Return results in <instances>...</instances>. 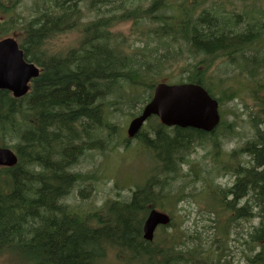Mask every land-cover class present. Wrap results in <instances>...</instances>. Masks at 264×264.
Returning <instances> with one entry per match:
<instances>
[{
	"label": "trees",
	"instance_id": "1",
	"mask_svg": "<svg viewBox=\"0 0 264 264\" xmlns=\"http://www.w3.org/2000/svg\"><path fill=\"white\" fill-rule=\"evenodd\" d=\"M21 1L0 0V38L11 32L16 34L26 60L36 63L42 72L33 80L30 92L21 98L0 90V145L12 147L18 155L15 165L0 167V255L4 256L13 248L14 252L19 250L32 260H43V264H106L111 249L116 247V256L123 252L122 255L128 257L125 264H182L185 262L180 258L182 250L175 242L176 238L180 241L178 232L186 233L180 228L182 222H178L177 232H167V236L159 240L142 238V223L151 205L159 203V194L176 207L180 204L182 198L174 182L151 176L130 202L108 201L103 214H82L68 201L82 178V174L71 168L87 149H104L103 141L94 137L106 126L104 106L111 103L109 98L120 90H127V86L153 89L148 73L143 74L141 59L126 51L130 46L128 37L113 32L110 27L131 20L136 26L144 20L158 23L156 30L148 27L145 35L158 34L156 42L162 35L170 39L165 49L167 53H163L166 60L175 59L177 67L180 58V69L187 72L185 79L202 84L210 91L213 89L207 83L210 81L207 72L215 59L235 58L241 69L252 65L264 69V56L256 57L255 64L236 56L255 43L264 48L261 36L264 29L261 33L238 32L235 27L241 19L230 12L225 15L213 11L205 6L206 0H180L177 3L179 16L172 14L169 21L159 15L171 8L173 4L169 0H153L152 7L143 11L119 6L123 10L119 16L106 13L108 4L114 0H89L92 9H98L103 3L106 10L85 24L82 5L85 0H32L27 15L18 12ZM258 2L246 12L247 18L255 22L263 19L259 13L263 7ZM73 30L81 33L77 45L64 51L47 47L52 40ZM253 30L261 28L257 24ZM158 51L159 47H155L154 52ZM158 76L159 73H154L155 80ZM183 81L181 78L180 82ZM255 91L259 107L253 112L252 125L256 138L249 140V146L244 148L253 158L254 166L233 170L218 159L205 168L214 174L232 171L236 175L234 185L225 188L215 182L212 188L213 180L206 182L209 187L205 186V192L214 195L220 203L211 211L222 213L221 219L217 216V220H222L221 233L204 248L202 261L208 264H264V219L253 229L241 226L243 220L256 216L249 209L248 199L243 200L247 195L257 202V210L264 216V84L253 86ZM150 93L137 102L143 106ZM121 97L119 103L122 101L128 107L136 101L129 98L128 93ZM153 131L156 137L148 141L160 158L159 165L163 171L176 173L177 181L186 165L190 171L181 173V177L196 180L197 174L192 178V173L196 172L194 161H185L188 154L196 151L195 145H204L196 144L197 141L214 140L215 150L223 149L218 129L206 133L176 127L171 137L167 127L158 122ZM233 154L236 153L233 151ZM84 188L80 189L79 196L82 199L92 196L91 185ZM238 244L241 247L235 250ZM193 251L187 259L188 263L196 264L201 259L196 261V249Z\"/></svg>",
	"mask_w": 264,
	"mask_h": 264
},
{
	"label": "rangeland",
	"instance_id": "2",
	"mask_svg": "<svg viewBox=\"0 0 264 264\" xmlns=\"http://www.w3.org/2000/svg\"><path fill=\"white\" fill-rule=\"evenodd\" d=\"M257 1H259L258 4L263 7V9L261 8V10H259L260 15L263 17L260 22L249 20L246 15L247 11L256 7ZM151 2L152 0H134L135 4H141L143 7L148 6ZM31 4L32 0H22L20 5L18 6V12L23 15H27L28 13H30L29 7ZM205 6L214 9L219 8V11L222 14L227 15L230 12L233 13L235 17L240 18L241 22L237 25L238 28L237 26L235 27L238 32L252 30L255 33H261V31L264 29V0H253V2H251L250 0H245L243 2L239 0H207ZM98 8L100 15L101 12H103V10L106 8V5L100 4ZM96 14L97 11H93L91 13L87 12V17L85 18V20L95 17ZM173 14L175 16H179L177 7H173ZM257 24L260 26L261 30L255 31L253 29L256 28ZM133 28V22H127L114 27V29H116L117 31L120 30L126 34L132 33ZM139 28L145 29L146 26H142ZM112 31L115 32V30ZM140 32L141 31L139 30L132 36V46L134 48H137L138 51L143 49L145 45L144 42H140L139 40L134 41V38L139 36ZM262 33L261 36L264 37ZM79 38L80 33L78 32V30L69 31L60 35L55 40H52L51 43L47 44V47L54 51H64L70 47L77 45ZM148 51L149 48L145 52L146 56L148 54ZM236 56L241 57L245 60L247 59L252 64H255L256 57L264 56V48L260 46V44L255 43L252 44L251 47H246L243 53L237 54ZM149 61H151L150 57ZM178 65L179 64H177V67L173 66V69L171 70L165 69L163 71L165 74H167L166 78L168 81L170 80L169 82L171 83L179 81L178 78H182L187 74V72H185L181 77ZM202 67L203 66L200 65V68ZM225 68L229 69V73L227 75L224 74ZM207 75L217 83H219V79L221 77L232 79L234 82H230L229 84V87L232 88L231 91L235 88H238V95L223 103L222 107L225 110L224 125L219 130L220 137H218V139L220 138V142L223 145V152L229 159L230 154L232 150H234V148L244 146L249 140L256 137L255 131L252 129L251 125V116L259 106H257L254 98L256 95V91L253 92V86L257 84H264V69L262 66L258 65H252L247 68L241 69L237 66V59L234 58L232 60H225L219 58L213 61V65L208 70ZM250 77L254 78L258 83H256L255 81H251L249 79ZM217 90V94L219 95L218 92L220 88H218ZM127 91L129 92L128 89ZM116 100L117 98L115 96L114 98H110V105L113 108L112 112L109 111L108 108L106 109L108 113L111 112L112 114V116L109 118V123L117 124V133H114L110 128L109 131L104 130L100 136V138L106 141L109 149L105 151L106 153L99 150H94L87 153L83 158H81L79 164H77L74 168L76 171L94 175V179L80 182L75 187L70 198H68V201L74 200L79 203V207L83 208V211H81L82 214H85V212L87 214L89 213L88 210H93L101 207L107 198L128 199L131 194V188L129 187L134 181V178H136V181L138 182L143 180L145 175L148 173L149 168L152 167V173H154L155 168L158 164L154 162V165L151 158L153 157L152 153L144 150L143 147H140L139 145L134 146L133 144L132 146L134 147H128L124 149L122 142H120V139H125L124 132L131 120V116H129V114L135 113L139 109L140 104L134 106L132 105V108H128L122 103V101H120V103H117ZM222 107L220 106V112H222ZM227 125L232 126L233 134L230 137L226 136L225 126ZM94 138H97V136ZM133 140L139 142L137 139ZM113 145L115 146V150H112ZM213 146V143L210 142V140H207L204 143V147H197L196 151L190 154V159L193 160L195 164L194 168L198 167L196 161L199 162V168L196 171L197 173L192 174V178L195 177V174H197L195 181L193 179L192 181L189 179H185V176L180 177V172L178 176L180 177V181L182 182L181 184L180 181H177L175 177L172 176L174 175V172L164 171L163 176H167V174L171 175V181L174 182L175 185H180V188H182L183 192L186 193H196V191L203 189L204 179H202V177L207 178L206 180H213V182L221 185L222 187L227 184L231 185L234 177L230 173L220 172L214 174L211 169L201 170L204 162H213L215 158L214 151H212ZM139 147L140 149H138ZM226 157L221 155L220 159L226 160ZM186 168L188 169V167ZM90 183H93L92 196L86 200L80 198L78 196L80 189L88 186V184ZM242 204H244V202H242ZM207 205H212V203H210L203 196L200 198V201L195 199V197L186 198L185 202L182 204V209H185L187 212L190 211L189 214H187L186 212H180L179 205L178 212L180 213V215H182V217H180V221L183 222V226L185 231L187 232V236L183 239H180L178 247L180 248L181 246L182 251L188 254L192 255L194 253L193 250L196 249V246L200 243L201 239H203L204 243L209 244L212 243L218 236L215 231V229H217V213L212 212V209ZM203 219H205L206 222ZM260 220L261 217L259 216L255 217V219L251 218L250 220H243L241 222V226L245 229H253L254 226L259 225ZM204 225L205 230L202 229V226ZM167 231H169L168 233H172V231L177 232L178 228L176 226H172L167 230H160L158 234H155V238L157 239L162 232ZM192 241L194 243H192ZM238 247L241 246L238 244L235 250H237ZM10 249L11 250H8L10 252L5 254L4 256L0 255V264H43V260H32L24 255H21L19 250L14 252L13 248ZM198 249L200 250V247ZM115 252H117L116 247L111 249V253L109 254L107 260L114 257V255L116 256ZM175 252H177V250ZM196 252H198V250H196ZM194 259H196V261H199L198 258ZM188 261L189 259H187V263ZM201 261L196 262V264H208L204 261ZM121 263V259L118 258L116 260V264Z\"/></svg>",
	"mask_w": 264,
	"mask_h": 264
},
{
	"label": "water",
	"instance_id": "3",
	"mask_svg": "<svg viewBox=\"0 0 264 264\" xmlns=\"http://www.w3.org/2000/svg\"><path fill=\"white\" fill-rule=\"evenodd\" d=\"M38 75L39 69L25 60L23 50L14 37L0 40V89L9 90L16 97L23 96L29 90V82ZM152 114H158L168 126L204 131L213 130L219 122L218 102L199 84H159L152 101L131 122L129 135L135 136ZM16 162L17 157L10 148L0 147V165L11 166ZM169 221L168 215L153 210L145 225V237L152 239L157 224Z\"/></svg>",
	"mask_w": 264,
	"mask_h": 264
},
{
	"label": "bare ground",
	"instance_id": "4",
	"mask_svg": "<svg viewBox=\"0 0 264 264\" xmlns=\"http://www.w3.org/2000/svg\"><path fill=\"white\" fill-rule=\"evenodd\" d=\"M249 23V22H248ZM251 74V73H250ZM90 91V90H89ZM95 91V90H94ZM103 91V90H102ZM109 98V97H108ZM262 102V101H261ZM104 123V122H103ZM98 125V124H97ZM97 127V126H96ZM85 131V130H84ZM188 136V135H187ZM85 137V136H83ZM92 137V136H91ZM96 137V136H95ZM94 139V138H93ZM162 157V156H161ZM69 159V158H68ZM76 159V158H75ZM43 160V159H42ZM66 160V159H65ZM25 162V161H24ZM42 162V161H41ZM22 167V166H21ZM62 168V167H61ZM39 169V168H38ZM154 170V169H153ZM63 172V171H62ZM64 173V172H63ZM76 178V177H75ZM59 182V181H58ZM157 185V184H156ZM70 186V185H69ZM85 189V188H84ZM151 196V195H150ZM38 209V208H37ZM64 213V212H62ZM47 214V213H46ZM60 214V213H59ZM87 215V214H86ZM81 216V215H80ZM139 221V220H138ZM29 222V221H28ZM37 223V222H36ZM47 227V226H46ZM80 228V227H79ZM47 229V228H46ZM57 233V232H56ZM40 236V235H39ZM45 236V235H44ZM18 237V236H17ZM155 239V234L153 235L152 239L149 241H153ZM18 243V242H17ZM37 243V242H36ZM150 243V242H149ZM23 247V246H22ZM102 254V253H101ZM105 255V254H104ZM102 256V255H101ZM35 258V257H34ZM95 262V261H94ZM154 262V261H153Z\"/></svg>",
	"mask_w": 264,
	"mask_h": 264
}]
</instances>
